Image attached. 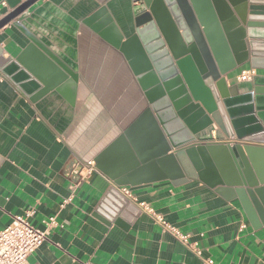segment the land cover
<instances>
[{
    "label": "crops",
    "instance_id": "crops-1",
    "mask_svg": "<svg viewBox=\"0 0 264 264\" xmlns=\"http://www.w3.org/2000/svg\"><path fill=\"white\" fill-rule=\"evenodd\" d=\"M21 2L5 0L1 15ZM117 14L120 20L126 16ZM108 20L96 0H39L0 30V231L27 212L31 226L47 230V240L28 257L29 264H202L99 169L88 180L78 179L75 163H96L121 137L128 144L125 132L148 108L124 56L97 31ZM30 38L63 68L53 63L57 69H52L36 46L38 51L22 54ZM248 68L246 62L227 75L235 88V124L248 141L225 138L212 126L196 144L262 145L252 138L261 128L259 118L264 122V80H234ZM256 70V77L264 79V69ZM66 71L77 81L61 94L56 91L61 75L71 79ZM249 94L259 101L255 107L245 101ZM212 129L222 142L204 141ZM142 133L137 135L142 138ZM110 153L104 161L109 168L126 163L121 148ZM129 188L188 235L203 258L214 264H263L264 225L258 219L252 223L237 198L227 199L194 179ZM119 197L134 209L118 208ZM50 217L55 225L47 229Z\"/></svg>",
    "mask_w": 264,
    "mask_h": 264
},
{
    "label": "water",
    "instance_id": "water-1",
    "mask_svg": "<svg viewBox=\"0 0 264 264\" xmlns=\"http://www.w3.org/2000/svg\"><path fill=\"white\" fill-rule=\"evenodd\" d=\"M37 1L22 0L0 18V30ZM96 1L110 16L106 28L97 31L124 56L148 108L125 132L129 145L121 137L95 160V168L119 187L199 180L227 199L237 198L247 218L264 225L263 120H256L261 128L252 138L260 146L196 144L198 135L212 126L225 138L248 141L235 124V88L228 85L227 75L246 62L253 69H264V0ZM118 11L125 13L123 20ZM30 40L22 54L39 48L46 64L55 71L56 66L63 68ZM17 61L22 63V55ZM66 74L71 79L61 75L58 93L77 81L75 75ZM262 80L254 77L252 82ZM245 98L254 107L259 102L252 94ZM117 147L126 163L109 168L105 158ZM119 198L118 208L134 209Z\"/></svg>",
    "mask_w": 264,
    "mask_h": 264
},
{
    "label": "built area",
    "instance_id": "built-area-1",
    "mask_svg": "<svg viewBox=\"0 0 264 264\" xmlns=\"http://www.w3.org/2000/svg\"><path fill=\"white\" fill-rule=\"evenodd\" d=\"M5 6V0H0V10ZM1 17L2 15L0 13V18ZM256 75V69H242L235 75L234 80L236 83L251 82ZM204 141L212 143L222 142V140H218L215 129L210 131L209 136ZM76 166L79 167V180H88L97 172L93 161H86L82 164L75 163L74 167ZM118 190L129 202L135 204L143 213L149 215L164 231L170 233L182 245L193 252V254L201 260L202 264H214L210 259L202 257L201 250L198 248L197 244L189 242L188 235L182 234L177 228L168 224L149 204L139 200L138 197L131 192L129 187H118ZM66 202L67 201H64L63 203ZM31 215V212H27L24 215L12 217L11 222L0 231V264H29L28 257L47 240V230H39L31 226L29 220ZM45 224L47 229L54 226V217L48 218Z\"/></svg>",
    "mask_w": 264,
    "mask_h": 264
}]
</instances>
